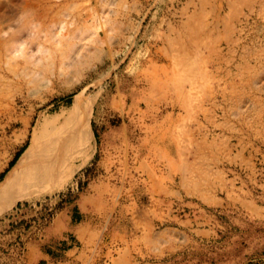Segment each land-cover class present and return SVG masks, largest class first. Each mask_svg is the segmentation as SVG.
Returning a JSON list of instances; mask_svg holds the SVG:
<instances>
[{
	"label": "rangeland",
	"instance_id": "374dc122",
	"mask_svg": "<svg viewBox=\"0 0 264 264\" xmlns=\"http://www.w3.org/2000/svg\"><path fill=\"white\" fill-rule=\"evenodd\" d=\"M0 264H264V0H0Z\"/></svg>",
	"mask_w": 264,
	"mask_h": 264
},
{
	"label": "bare ground",
	"instance_id": "6f19581e",
	"mask_svg": "<svg viewBox=\"0 0 264 264\" xmlns=\"http://www.w3.org/2000/svg\"><path fill=\"white\" fill-rule=\"evenodd\" d=\"M46 118V117H45ZM45 118H42L41 121H39L37 123V125L34 127V131H33V134H32V138H31V143L30 145L28 146V148L24 151V153L22 154V156L20 157L19 159V163H21L34 149L35 147H37L38 145V142L41 141L43 138H44V135H42L40 133V128H41V125H42V122ZM74 178V174L73 172H69L65 178L63 179V181H60L58 183V185H56L55 187H53L52 189H48V190H45V191H37L35 194H30V195H27V196H24L22 197L23 199H32L34 197H39L41 195H43L44 193H47V192H53L55 190H61V189H64L65 186L67 184H69ZM27 179V178H26ZM25 179V184H27L26 182H28V179L26 180Z\"/></svg>",
	"mask_w": 264,
	"mask_h": 264
}]
</instances>
